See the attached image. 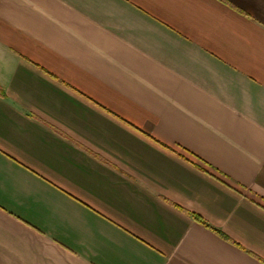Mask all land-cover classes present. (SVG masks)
<instances>
[{"label": "crops", "instance_id": "0c3cea01", "mask_svg": "<svg viewBox=\"0 0 264 264\" xmlns=\"http://www.w3.org/2000/svg\"><path fill=\"white\" fill-rule=\"evenodd\" d=\"M0 264H264V0H0Z\"/></svg>", "mask_w": 264, "mask_h": 264}]
</instances>
